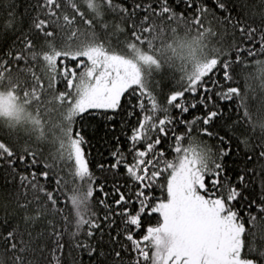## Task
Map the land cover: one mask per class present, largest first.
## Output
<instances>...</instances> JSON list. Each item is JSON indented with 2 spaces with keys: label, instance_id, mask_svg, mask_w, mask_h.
Returning <instances> with one entry per match:
<instances>
[{
  "label": "snow or ice",
  "instance_id": "6c2138e0",
  "mask_svg": "<svg viewBox=\"0 0 264 264\" xmlns=\"http://www.w3.org/2000/svg\"><path fill=\"white\" fill-rule=\"evenodd\" d=\"M23 8L0 0V264H264V0Z\"/></svg>",
  "mask_w": 264,
  "mask_h": 264
},
{
  "label": "trees",
  "instance_id": "16d2710c",
  "mask_svg": "<svg viewBox=\"0 0 264 264\" xmlns=\"http://www.w3.org/2000/svg\"><path fill=\"white\" fill-rule=\"evenodd\" d=\"M238 3L244 2L249 5L251 8L255 4L259 3V0H237ZM25 3V0H17V4L19 5V10L24 11L23 5ZM254 118H256L259 113H256L255 110H253ZM117 127H119V121H117ZM112 132L109 128L105 127L104 121L102 118L97 117L96 119H90L89 120V128L87 129V138L90 141V145L86 148V152L90 151L91 156L89 157L90 160H92L93 165L95 164V161L101 159L103 156L104 158H109V150L112 147L113 141L111 139ZM121 139L123 140V136H121ZM229 166H230V173H233L235 170V165L232 164V159L229 158L228 160ZM122 170V169H121ZM97 175L101 178L107 176L108 182H112V176L111 174H105V173H97ZM106 191L109 190L107 187L105 189ZM8 190L4 186L3 177L0 176V200H2L7 195ZM2 214V213H0ZM257 229L264 227V222L257 221L256 225ZM67 264H71V257L67 256L65 257ZM85 260V264H87V256L85 255L83 257Z\"/></svg>",
  "mask_w": 264,
  "mask_h": 264
}]
</instances>
